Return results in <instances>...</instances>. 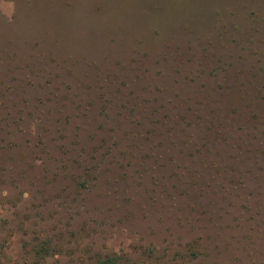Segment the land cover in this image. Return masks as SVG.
<instances>
[{
  "label": "rangeland",
  "instance_id": "374dc122",
  "mask_svg": "<svg viewBox=\"0 0 264 264\" xmlns=\"http://www.w3.org/2000/svg\"><path fill=\"white\" fill-rule=\"evenodd\" d=\"M39 260L264 264V0H0V264Z\"/></svg>",
  "mask_w": 264,
  "mask_h": 264
},
{
  "label": "trees",
  "instance_id": "16d2710c",
  "mask_svg": "<svg viewBox=\"0 0 264 264\" xmlns=\"http://www.w3.org/2000/svg\"><path fill=\"white\" fill-rule=\"evenodd\" d=\"M67 6L68 7H72L73 4L71 2H69V3H67ZM93 7H94V5H93ZM95 9H94L95 12L96 11L97 12H100L99 10H101V7H95ZM196 73H199L201 75V71L200 70H196V71L193 70V71H190L189 72L190 75L188 76V79L189 78H192V81L195 82L196 81V78H199L200 77V75L199 74H196ZM161 145H163V144H161ZM191 151H190V153H192ZM43 242L44 243L41 244V246L38 249L39 250L38 251V254L40 255V259H43L44 257H47V256L51 255L50 254L51 251L52 252H55V255L57 254V251L59 250L60 246H59V248H56V246L53 245V244L50 246L49 243H48V240H46V242L45 241H43ZM195 243H197V242L194 241L192 243V245H191L192 247H190V249L188 250V252H186V255L185 256L184 255L182 256L181 254H178L179 257L182 258L183 260L185 258L187 261H189V260L190 261H194V260L198 259L201 255H204V252L207 251V250H201V248H199L200 246L195 245ZM215 248H217V247H215ZM103 263H105V262H103ZM35 264H43V260H39Z\"/></svg>",
  "mask_w": 264,
  "mask_h": 264
}]
</instances>
